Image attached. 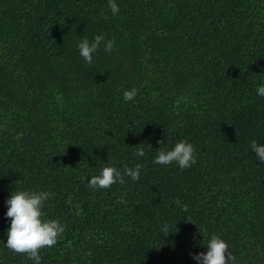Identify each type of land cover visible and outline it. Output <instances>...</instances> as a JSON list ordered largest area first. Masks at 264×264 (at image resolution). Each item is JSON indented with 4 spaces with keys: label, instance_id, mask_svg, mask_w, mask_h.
<instances>
[{
    "label": "trees",
    "instance_id": "16d2710c",
    "mask_svg": "<svg viewBox=\"0 0 264 264\" xmlns=\"http://www.w3.org/2000/svg\"><path fill=\"white\" fill-rule=\"evenodd\" d=\"M116 2L113 16L108 0H0V264H33L4 245L5 201L36 188L66 225L42 264H197L213 234L236 264H264V163L250 147L264 143V0ZM101 32L115 47L85 64L77 45ZM181 139L191 167L154 163ZM137 163L138 182L88 186Z\"/></svg>",
    "mask_w": 264,
    "mask_h": 264
},
{
    "label": "clouds",
    "instance_id": "9594fccd",
    "mask_svg": "<svg viewBox=\"0 0 264 264\" xmlns=\"http://www.w3.org/2000/svg\"><path fill=\"white\" fill-rule=\"evenodd\" d=\"M108 6L113 16L119 13L120 8L116 0H108ZM102 46L106 52H111L115 47V40L101 32L92 39L84 37L77 48L84 63L92 64L94 55ZM256 91L258 96L264 97V84L258 86ZM137 92L136 88L124 90V101H134ZM162 144L154 157L155 164L170 165L175 162L179 168L187 169L196 162V148L187 139L178 140L171 148L162 147ZM250 147L256 153V159L264 163V143L254 140ZM135 155L144 157V149L137 148ZM143 167L142 163H137L134 167L125 165L121 171L115 165H106L98 174L88 179V186L94 190L110 189L114 184L125 183V177L138 182ZM52 196L51 191L39 188L16 189L10 192L5 201L7 205L5 216L10 218V223L4 245L14 253L26 254L33 264H42L41 249L54 247L66 230V225L58 219L45 218L44 206ZM176 204L187 212V205H182L179 200ZM163 231H168L167 225ZM203 246L206 251L191 254L197 264H236V257L231 252L228 242L221 236L211 235Z\"/></svg>",
    "mask_w": 264,
    "mask_h": 264
}]
</instances>
